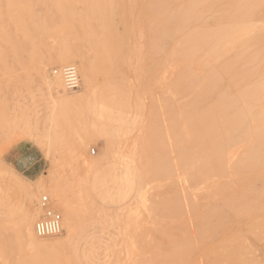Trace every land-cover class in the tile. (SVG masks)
Returning a JSON list of instances; mask_svg holds the SVG:
<instances>
[{
    "label": "rangeland",
    "instance_id": "374dc122",
    "mask_svg": "<svg viewBox=\"0 0 264 264\" xmlns=\"http://www.w3.org/2000/svg\"><path fill=\"white\" fill-rule=\"evenodd\" d=\"M49 7L46 3L35 0L33 10L36 14H44ZM76 8L79 11L83 10V2L78 1ZM219 8H222V5ZM258 8L260 9H257L256 14H259L251 20V22L253 21L251 24L260 31V27L264 29V10L261 9L264 8V4ZM261 10L263 11L261 12ZM217 12L220 11L213 10L206 13L202 20L194 25V28H198L197 26L202 28L206 25L216 28L214 20L219 16H217ZM206 17H210L211 20H207ZM258 31H254V33ZM185 34V32L182 33L180 37ZM166 39L161 41L158 51L152 55L148 53V49L153 38H149L146 31L143 33L140 32V29L134 30V40L130 45L135 51L129 54L128 62L116 77V86L108 83L105 74H97L96 85L92 88H87L83 81L82 64L86 62V56L92 54L87 49L83 50V54L73 52L67 61H65L66 59L62 60L57 48L58 38L54 35L37 40L40 41L39 44L41 43L37 59L32 57L29 51L16 52L9 49L7 45L9 46L11 41L8 43L4 40L0 41L2 45L0 49V159L4 170L8 173L6 180H0V228L2 227L0 229V264H22L24 261L30 260L32 255L35 256L37 249L26 239L23 221L28 218L29 226L32 225L35 229V222L41 214L38 205L43 195H47L53 207L61 212L63 231L59 235L50 237H39L36 234V238L45 244L57 242L66 244L70 241L64 250L63 247H60L64 253L60 258V264H139L143 258L151 256L150 251L142 249L141 245L145 241H157L163 246L169 245L167 236L157 232L162 226L168 227L170 233L176 235L177 239H184L187 234H192L188 237H193L190 239L194 242L197 241L195 242L196 246L201 245L203 248L233 245L234 241L230 238L231 235L242 231L241 233H244L246 238L244 234L240 235L248 250V253L245 252L243 257L257 259L261 257L260 260H264V225L251 230L248 227L253 220L264 218V214L261 213H257V216H252L249 213L243 214L236 218L237 220L227 223L224 228H217L215 232L206 233L208 245L206 242L199 244V239L196 238L201 211L206 205L221 201V198L216 196V187L224 185L226 182V184L235 186L233 181L237 180L236 183L239 181L235 166L237 167L238 163L246 156L245 144L236 142L230 144L228 152H226L228 156H226V170L220 175L214 172L206 178L194 180L192 172L180 165L178 156H176L177 152L172 149L169 155H173L175 158L173 157V160L171 156L169 172H166L164 176L150 175L143 181L133 184L129 183L127 178L121 180V183L114 182L115 176H126L127 171L140 173L142 163L146 162V159L143 158L142 137H144L148 126L152 125L149 123H153L152 129L155 124L153 120H149L153 116H157L165 130L166 124H168L169 107L174 104L173 106L176 108L177 105L197 98L195 93L184 92L186 93L184 94L180 89L174 88L173 84L176 81L173 82V80H178L181 64L175 62L174 56L169 55V52L179 49L180 44L179 41L174 44L171 38ZM248 51L252 52L251 57L254 56L252 58L246 56L245 59L248 61H243L242 65L252 66L256 63L255 52H253L255 47H249ZM231 56L232 54H229L227 58ZM70 64H74L78 68L80 84L77 89H69L60 72L62 67ZM248 65L246 66L251 68ZM146 66L152 67V75L145 70ZM177 73L178 76H176ZM45 76H48L50 80L55 79L56 76L62 80L60 92H56L53 87L49 86ZM224 82L223 90H227L229 97H234L239 86L231 85L229 77L224 79ZM103 88L107 89V96L111 98L113 115H122L124 123L117 124L114 121L111 124L106 112L94 103L96 95L102 92ZM213 102L212 98H206L203 103L207 108L213 105ZM162 112L163 114H161ZM165 132L169 148L170 140L167 137V129ZM110 139L113 140V144ZM40 140L50 145L51 153H47V149L40 145ZM26 142L37 147L44 156L42 170L39 172H24L21 169V163H18V167H14L7 159L9 151ZM171 159L173 164H171ZM171 167H176V170L180 169L181 175ZM183 170L188 171V174ZM248 173L253 177L251 195L262 194L264 196V159H261L257 167L249 170ZM159 176H162V179L161 177L159 179ZM28 193L32 195V202L27 201ZM60 194L68 195L71 198L76 211L77 223H75V227H77L71 238L66 229L65 211L58 206L57 198L61 196ZM179 194L184 198H180ZM174 195L179 199L176 200L178 197L176 198ZM211 196H216V198ZM173 197L176 198H174L175 206L179 205L178 208L174 206V212H178L180 209L182 212L175 213L176 217H168L163 211L159 212V209L162 208L161 203L163 205L166 199H173ZM256 202L263 205L264 198L261 196ZM194 206L197 207L196 210ZM191 208L196 211V214L195 211L192 212ZM158 212L160 216H158ZM159 218H163L165 221L163 222ZM180 231L183 235L179 233L180 236H177ZM143 237L145 238L142 239ZM20 248H23L22 251ZM30 254L31 256H29ZM200 254L199 251L195 255L191 254L192 256L189 258L190 260L194 258L193 264H209L210 262L215 264L212 253L209 254L210 256L204 253L200 256Z\"/></svg>",
    "mask_w": 264,
    "mask_h": 264
},
{
    "label": "bare ground",
    "instance_id": "6f19581e",
    "mask_svg": "<svg viewBox=\"0 0 264 264\" xmlns=\"http://www.w3.org/2000/svg\"><path fill=\"white\" fill-rule=\"evenodd\" d=\"M34 1L0 0V41L4 40L6 43L11 41L12 43H9V46L7 45L9 49L16 52L29 51L31 56L37 59L41 47L40 41L37 40L54 35L58 38L57 48L59 49V57L62 60L66 59L65 61H67V58L73 52L83 54V50L87 49L92 53L86 56V62L82 64L83 81L87 88L96 85L97 74H105L108 83L116 86V77L128 62L129 54L135 51L130 45L134 40V30L140 29V32L143 33L146 31L149 38H153L148 49V53L152 55L156 54L164 39L171 38L174 44L179 41L180 48L169 52V55L174 56V61L181 64L179 76L178 73L176 75L178 80H173V82L176 81L173 86L178 90L180 89L181 93L182 91L188 94L190 92L195 93L197 98L177 105L176 108L172 102L173 105L169 107L168 124H166L167 137L170 140L169 148L165 138L166 129L164 130L165 127L163 128L160 124V118L153 116L149 120H153L155 124L152 129L153 123H149L152 125L148 126L144 137H142L143 158L146 159V162L142 163L138 174L127 171L126 176H115L114 182L116 184L121 183L124 178H127V181L133 184L134 182L143 181L145 177L150 175L164 176L166 172H169L171 156L173 160L175 158V156L169 155L172 149L177 152L176 156H178L180 165L192 172L194 180L206 178L214 172L220 175L225 173L226 170V152H228L230 144L232 142L241 143L246 145L247 153L237 167L235 166L239 181L237 183V180L233 181L235 186L226 184V182L224 185L216 187V196H219L221 201L210 203L201 211L196 238L199 239V244H205L207 240L206 233L215 232L217 228H224L227 223L235 221L243 214L249 213L252 216H257V213L264 214V204L260 205L262 200L256 202L258 198L261 196L264 198V196L262 194L251 195L253 177L248 173L249 170L257 167L261 159H264V31L261 32L264 29L260 27V31H258L251 24L253 22L251 20L259 14H256V11L260 9L258 8L260 5L264 4V0H38L50 6L44 14L34 12ZM78 1L83 2L84 5L81 11L76 8ZM220 5H222V8H219ZM261 9L264 10V8ZM213 10L220 11L217 12V16H219L214 20L217 25L216 28L207 25L202 28L197 26L199 29L194 28V25L202 20L206 13ZM135 15L136 18H134ZM206 18L211 20L210 17ZM205 22L203 23L205 24ZM254 31L258 32L254 33ZM184 32L186 34L180 37ZM252 46L255 47L253 52H255L256 63L253 62L255 66H252L254 67L246 64L251 67L248 68L242 63L248 61V59H245L246 56L251 57L252 52L250 53L248 49ZM1 48L2 45L0 44ZM229 54H232V56L227 58ZM62 60L59 61L62 62ZM34 61L36 62V59ZM38 68L40 69V67ZM145 70L151 75L153 74L152 67L146 66ZM227 77L230 78L231 85L239 86L234 97H229L227 90L225 91L222 88L225 83L224 79ZM45 78L48 79L49 86L53 87L56 92H60V89H62L60 88V86L62 87L60 78H57V76L52 80L48 76H45ZM107 95V89L103 88L102 92L96 95V102L94 103L106 112L109 118L108 121L111 124L114 121L117 124L124 123L122 115H113V104L110 101L111 98ZM206 98L214 100L213 105L207 108L203 103ZM62 112L64 113V111ZM110 141L113 144V140L110 139ZM39 143L44 149H47V153H51L52 149L50 145H47V142L40 140ZM45 145L47 146L45 147ZM172 159L171 164H173ZM176 171L179 172L180 169ZM231 172L233 171L231 170ZM185 173L188 174V171ZM179 174L181 175L180 172ZM7 176L8 173L4 170L0 159V180H6ZM162 176H159V179L160 177L162 179ZM190 180L192 179L190 178ZM27 195V201L32 202L31 193ZM60 195L57 198L58 206L65 211L66 229L71 238L77 227H75V223H77L76 211L71 198L68 195ZM174 196L176 197V195ZM216 196L211 197L216 198ZM175 197L166 199L163 205L161 203L162 208L159 209V212L163 211L168 217H176L177 215L174 216L175 213H179L181 209L174 212L176 200L179 199L178 196L177 199ZM177 206L175 207L178 208ZM194 208L197 209L195 206ZM195 210L192 209V212ZM253 211L254 213H251ZM194 213L196 214V211ZM160 219L163 220V218ZM29 223L28 218H25L23 229H25L26 239L37 251L34 257L32 255L30 259V254L28 256L30 260L27 259L28 261H24L22 264H60V258L62 254L64 255L60 247H63L64 250V247L70 241L66 244L62 242L54 244L41 243L36 238L35 229L32 225L29 226ZM260 225H264V218L253 220L248 227L251 230ZM157 232L167 236L169 245L163 246L157 241H145L141 245L142 249L150 251L151 256L143 258L140 262L138 261L139 264H193L194 258L190 260L189 257L192 256L191 254L195 255L198 251L199 254L200 252L208 255L212 253L215 264H264V260H260L261 257L260 259L243 257L245 252L248 253V250L240 235L244 234L241 233L242 231L230 234V238L234 241L233 245H220L216 248L196 246L195 242L197 241L194 242L190 239L193 237L188 236L192 234H187V232L184 239H177L176 235L170 233L168 227L162 226ZM179 233L181 231L177 233V236H180ZM150 237L152 238V236Z\"/></svg>",
    "mask_w": 264,
    "mask_h": 264
},
{
    "label": "built area",
    "instance_id": "2783aa9c",
    "mask_svg": "<svg viewBox=\"0 0 264 264\" xmlns=\"http://www.w3.org/2000/svg\"><path fill=\"white\" fill-rule=\"evenodd\" d=\"M58 72V71H57ZM66 86L69 89H77L80 84L78 68L74 64L66 65L60 69ZM41 214L35 222V232L39 237L59 235L63 231V217L56 210L47 195H43L39 201Z\"/></svg>",
    "mask_w": 264,
    "mask_h": 264
},
{
    "label": "crops",
    "instance_id": "0c3cea01",
    "mask_svg": "<svg viewBox=\"0 0 264 264\" xmlns=\"http://www.w3.org/2000/svg\"><path fill=\"white\" fill-rule=\"evenodd\" d=\"M7 159L14 167H18V163H21L24 172L36 173L42 170L44 156L37 147L26 142L9 151Z\"/></svg>",
    "mask_w": 264,
    "mask_h": 264
}]
</instances>
